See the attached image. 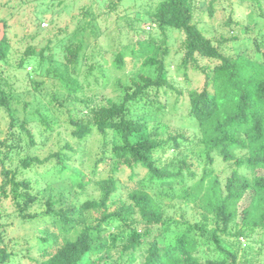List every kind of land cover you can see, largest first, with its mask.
I'll return each instance as SVG.
<instances>
[{"label":"trees","instance_id":"1","mask_svg":"<svg viewBox=\"0 0 264 264\" xmlns=\"http://www.w3.org/2000/svg\"><path fill=\"white\" fill-rule=\"evenodd\" d=\"M123 1L107 0L105 6L112 11ZM221 2L158 0L150 2L141 16L121 22L124 29L120 28L115 38L121 44L115 50L96 52L105 61L113 54L118 67L131 62L135 67L131 70L136 73L127 82L119 78L115 82L121 94L119 100L95 91V87L107 84L109 76L103 62H92L94 54L84 56V73L77 66L85 37L102 36L94 27L98 14L80 27L82 38L75 40L77 29L74 31L64 46V61L57 66L51 64L53 58L45 55L44 48L37 52L28 46L18 59V71L31 62L40 67L23 72L33 93V100L24 102V109L35 100L37 103L39 97L49 96L45 108L38 100L35 110L19 120L20 90L13 82L19 78L0 71V123L3 114L10 117L7 135L0 140L5 145L0 149V264H19L14 256L32 264H264L260 263V252L254 257L250 244L245 245L253 235L264 231V26L256 28L259 17L264 19V0H237L250 14L256 8L258 19L244 24L235 20L231 9L223 23L226 29L216 36L201 27L196 16L200 6L208 17H214ZM4 10L0 6V21L5 26L0 61H7L11 43ZM43 12L35 11L36 17ZM136 29L142 36L134 39L131 33ZM175 32L180 34L178 38ZM252 32L255 35L251 36ZM244 34H249L246 38L251 39L254 54L238 49ZM172 50L177 57L175 72L182 71L189 86L186 99H179L184 91L176 86L167 62ZM47 59L50 66L46 74H52V89L46 81L37 79L38 73H44L42 66ZM95 68L100 76L91 80ZM190 70L201 74V87H191ZM89 90L91 96L85 95ZM172 90L177 95L168 112L165 98ZM31 115L32 119L37 116L34 120L44 129L61 122L70 125V134L78 139L99 131L103 154L108 152L107 144H112L110 173L97 178L78 169L71 171L66 163L71 156L62 150L44 158L29 151L17 158L12 152L24 150L25 144L29 150L37 145ZM16 125L19 131L13 130ZM8 138L12 141L7 142ZM64 147L72 150L69 143ZM168 151L172 155L164 161ZM213 153L221 155L232 168L224 189L218 175L205 168L214 161ZM52 159L53 168L42 171L45 185L33 186L32 177L25 173ZM105 160L100 156L95 162ZM197 162L206 166L201 176L189 184L197 174ZM136 167L145 170V180L121 187L114 173L128 168L134 179ZM91 181L99 194L80 200L79 189ZM176 184L183 187L175 191ZM247 193L250 200L239 213V204ZM162 198L191 203L198 210L199 220L189 222L167 216V209L174 205L164 204ZM7 200L14 214L2 208ZM10 215L22 223L40 225L42 233L35 229L34 240L24 237V247H10ZM78 227L79 231L70 235ZM172 227L177 230L169 240ZM35 240L43 245L33 246ZM32 252L35 255H30Z\"/></svg>","mask_w":264,"mask_h":264},{"label":"rangeland","instance_id":"2","mask_svg":"<svg viewBox=\"0 0 264 264\" xmlns=\"http://www.w3.org/2000/svg\"><path fill=\"white\" fill-rule=\"evenodd\" d=\"M106 1L107 0H63V3L60 4V0H0V6L5 8L4 15L6 18H8V22L10 23L9 27V35L11 37V43L10 48L8 51V59L7 61H0V71L3 70L5 74H8V76H13L19 79H13V82L16 83L17 90L18 91V119L21 120L24 118L25 114L32 113V111L35 110V108L38 105V100L40 101L41 107H44V103H46V98L39 97L37 99V103L35 101L32 102L33 105L28 107L27 109H24L23 104L27 100L32 101L33 100V93H32V85L31 82H29L26 79V73L23 72H32L36 68L40 69V67H36V62L28 63L25 68L23 67V70H17L16 64L18 59H20L24 55V50L28 46H32L35 48L37 52H40L43 48L45 49V55L51 56L53 58V61L51 64L53 66H57L58 63H62L64 61L65 57V50L64 46L65 44L71 40L73 37L74 31L77 29V35L74 37L75 40H78L82 38L83 32L80 27H83L86 23L93 20V15L98 14L96 17L97 20L94 22V27L98 28L97 32L99 33V30L102 32V36L96 37V34L87 35L84 39V49L81 52L79 63L77 64L78 67L82 70L84 73L87 69L86 65L84 64V56H89L90 54H94V57H92V62L95 63H101L103 62V67L105 71L107 72V75L109 76V80L107 84L105 83V86H101L99 88L95 87L97 90L102 94H111L113 96V99L119 100L121 97V94L117 93L118 91L116 88V80L119 78L124 82H127L129 77L136 73V71H133L131 69L135 70V67H132L133 64L124 65L122 67H118L113 62V54L110 55L111 57L108 59V61L102 60V58L99 57V55H96V52L104 51L106 49H113L115 50L121 43L117 40V35L120 32V28L123 31V25L121 22L127 21L126 19H134L138 16H141L143 10L147 8V5L150 6V2L154 4V2L158 0H124L115 10H110L106 8ZM201 3L205 2L206 0H200ZM246 1V0H245ZM263 1V0H262ZM197 2V0H195ZM247 3L250 4L249 1ZM41 5V7H40ZM243 5L239 4L237 0H222L218 6H216V10L214 13V17H208L205 11L203 9H200V6H198V15L196 17L200 18L199 24L203 28H208V30L214 32L213 34L216 36H220L221 31L224 29V21L229 16V13L231 9H233V17L235 20H239L241 22H244V24H248V22L254 21L257 17L254 15L256 14V8L253 7V10L250 13L246 7H242ZM40 9H43L44 12L41 13L38 17H36L35 11H38ZM255 12V13H254ZM100 13V14H99ZM203 15V16H201ZM258 19V18H257ZM260 22L258 27L264 26V19L260 18L258 19ZM40 23V28H38V25ZM93 24V23H92ZM141 24H144L142 21ZM140 27V26H139ZM218 27L219 31L216 29L214 31L213 29ZM253 27V26H252ZM148 28V26H147ZM234 28V27H233ZM221 30V31H220ZM134 36V39L137 37H141L142 34L137 31V29L131 33ZM223 34H226L223 32ZM177 38L180 36L178 32H175L174 34ZM249 35V34H247ZM247 35H242L243 38L241 41H239V47L238 49L247 50L254 54L253 49V43L250 38H246ZM255 35V33H251V36ZM250 36V37H251ZM116 38V40H115ZM241 42L243 44L241 45ZM237 44V46H238ZM50 46V49L49 47ZM174 50L171 51L170 56L167 59V62L170 65L173 77L176 81V86L184 91V94L179 95V99L185 98L186 99V91L189 88L188 84L186 83L184 79V74L179 71L175 72V64L177 61V57L173 56ZM129 59V57H127ZM102 64V63H101ZM51 65V66H52ZM50 66V61L47 59L44 63V73L43 74H37L38 80H44L46 81L49 88H51V85L53 84V78L51 73L46 74V68ZM140 70V69H139ZM190 76L192 79L191 87H201L202 86V76L200 73L194 72L192 70L189 71ZM16 75V76H15ZM100 76L99 69L95 68L91 77V80L94 77ZM104 82V81H103ZM104 85V83H103ZM52 89V88H51ZM54 89V88H53ZM30 90V92H29ZM92 90H89L85 92V95H89ZM60 96L62 94H59ZM177 93L172 90L170 91L165 101L167 102V111L171 112V106L173 105ZM91 96V94L89 95ZM21 99V100H20ZM20 102V104H19ZM185 104V103H183ZM16 106V105H15ZM185 106V105H184ZM169 107V108H168ZM45 111V110H44ZM47 111V110H46ZM45 111V112H46ZM37 117V116H36ZM35 117V118H36ZM33 118V115H31V119ZM34 118V119H35ZM9 119L10 117L5 114H3V118L0 123V140H2L7 135V130L9 128ZM31 120L32 126H34V134L37 138V145L35 147H32L29 150V147L25 142L27 139L25 138L22 143L25 144V149L21 151L12 152V154L15 153V155H18L17 158L20 156L25 155L27 152L30 151L31 154L38 155L40 158H44L49 155L51 152L55 151H63L67 152L68 155L71 157L66 160V163L69 167L72 169H78L85 173L88 176L93 177L94 174H96L97 178L106 176L110 173V157L112 155L114 156L113 152L111 151L110 147H112V144H107L106 148L108 149V152L103 154L101 152V149L103 146V136L102 134L94 130L91 134L86 136L84 139H78L73 137L70 132V125H65V123L61 122L62 124H56L53 128L47 129L43 126H40L37 120ZM72 128V127H71ZM13 130H20L19 126H14ZM11 138H8L7 142H11ZM25 141V142H24ZM66 143H69L72 147V150L68 151L64 146ZM5 145L0 144V149H4ZM239 156L243 154L242 152L238 153ZM1 155V154H0ZM172 155V152L168 151L166 152L164 156V161L168 159L169 156ZM14 156V155H13ZM104 157L106 159L104 162H98L95 161L100 157ZM213 159L214 161L209 165V167H205L207 169H212L213 172L218 175L222 188H225V182L227 177L231 174L232 168L228 165L226 161H223L221 155L217 153H213ZM198 163V162H197ZM55 164V159H52L50 161H46V163L42 165H38L35 170L27 171L25 173L26 177L31 176L33 181V186L42 188L46 181L43 179L42 173L44 172V169L46 168H53V165ZM204 166H206L203 162L195 164L194 169L197 170V174L195 177H193V180L188 181L189 184L196 181L201 174L204 171ZM54 170V169H53ZM137 175L134 177V179L130 178V169L124 168L120 171H117L114 173V175L118 178V183L122 187L123 185H135L137 184L141 179L145 180V170L141 167L135 168ZM43 171V172H42ZM243 172H245L249 177H251L248 169H244ZM41 173V175H40ZM45 176V175H44ZM46 178V180H54L53 178ZM52 179V180H51ZM148 184V181L145 182ZM188 185V184H187ZM183 187L180 184H176L174 187L175 191H178ZM150 192L152 193H158L157 189L146 187ZM79 198L80 200H84L90 196L98 195L99 189L95 187L92 183V181L85 185L84 188L79 189ZM164 204H172L174 205L173 208L167 209L166 215L167 216H173L177 220H188L189 222H195L199 220L200 216L198 214L197 208L193 207L191 203L186 205L185 201L180 198H176L173 200H170L168 198H162ZM250 200V193H247L243 200L239 204V213L240 210L248 203ZM181 207V209H180ZM2 208H4L5 213H13V208L10 205V202L7 200L4 203H2ZM14 214V213H13ZM240 219V216L238 217ZM2 219L0 218V221ZM3 221V220H2ZM7 221L11 224L8 226L7 232L9 237H11L10 242H8V245L16 250H19L23 246L24 237H29L31 240L32 236L35 235V229L41 231L42 228L37 225L34 226V224H27L22 223L16 216L10 215L9 219ZM182 227V226H181ZM79 228H75L70 235H74L79 231ZM174 230L169 231L168 238L169 240H172L174 238V235L176 234V228L172 227ZM35 244H32L35 247H40L43 245L41 241L35 240L33 241ZM248 242V241H247ZM250 244V248L253 256H257V252H260L259 258L260 263L264 261V231H259L255 235L252 236L251 240L246 243L245 245ZM35 255V252H32L30 255ZM25 258H20L17 256H14L15 260L14 262H19V264H32V261L27 260L26 262L23 261ZM259 260V259H258Z\"/></svg>","mask_w":264,"mask_h":264},{"label":"water","instance_id":"3","mask_svg":"<svg viewBox=\"0 0 264 264\" xmlns=\"http://www.w3.org/2000/svg\"><path fill=\"white\" fill-rule=\"evenodd\" d=\"M5 35V26L4 23L0 21V41L3 39Z\"/></svg>","mask_w":264,"mask_h":264}]
</instances>
